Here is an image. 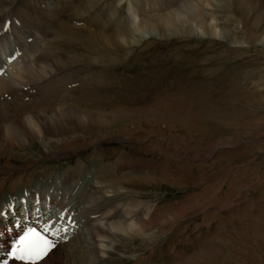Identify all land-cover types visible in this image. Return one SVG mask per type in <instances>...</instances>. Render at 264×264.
<instances>
[{"label": "rangeland", "instance_id": "374dc122", "mask_svg": "<svg viewBox=\"0 0 264 264\" xmlns=\"http://www.w3.org/2000/svg\"><path fill=\"white\" fill-rule=\"evenodd\" d=\"M31 1L35 6L33 12L37 24L33 29L36 34L33 42L35 47L36 43L41 45L51 36L49 32L51 27H55L53 24L66 21L65 16L56 18L52 13L55 7L63 13L62 9L66 5H55L57 0H54L50 7L43 5L46 10L41 16H37V10L42 7L40 0ZM129 1L108 0L117 5ZM141 1L142 10L150 14L147 16L161 15L171 9L163 8L166 0ZM188 1L194 5L188 14L182 16L183 20L188 17L182 25L188 26L187 22L191 18L199 19L196 16L198 8L201 11L211 9L215 15L220 16L217 21L220 32L233 31L235 34L229 39L221 37V34L217 36L198 31L183 34L179 31L178 18L174 28L169 27L170 32L162 27L163 30L160 29L156 34H147V37L130 47L127 54L124 53L125 47L114 48L117 61L81 62L85 68H76L92 69L84 70L89 75L95 74L92 73L96 72L93 68L98 69L99 66L112 63L114 70L118 66L120 71L117 75L123 83L113 90L95 92L97 96L91 95L90 100L81 95H71L74 102L77 100L78 105L75 103L74 107L89 108L87 110L100 113L130 109L136 111L131 115V121L116 125L108 133L92 134L91 139L89 135L82 133H78V141L72 139L70 142V137L65 141L60 139L61 142H58L62 143V147H50V141L54 142L56 138L46 135L44 139L34 138L32 143L8 150L6 155L0 156V173L7 172L4 177L0 174V183L5 184L4 180L12 177L8 174L10 170L19 174L20 169L24 168L30 177L34 174L30 175L32 172L27 171L32 169H41L45 174V169L51 168L45 166L48 162L53 163L55 174L58 173L57 169H64L75 163L76 174H79V169L82 174L85 171L87 174L78 175V178L88 176L89 179L76 182V177H73L69 180L73 187L85 181L102 183L105 177L91 180L95 176L91 174L99 163L98 159L91 158L92 151L98 152L103 148L102 154L107 156L114 146L122 144L127 149L126 156L116 158L108 170L97 176L126 174L155 180L150 186L132 189L133 196H136L135 200L140 201L143 207L151 209L157 204L159 212L156 215L159 219L166 220L163 231L147 249V257L138 264H148L150 253L159 247L162 248L161 253L166 254L162 260L166 262L171 259V264H201L200 261L216 257V260L208 264H264V0H239L242 11L254 19L259 27L257 40L240 44L237 42L244 34L239 18L230 9L222 8L229 0H210L208 5L203 3L204 0ZM183 2L184 0H179L178 4L182 5ZM226 14L233 16L226 19ZM137 16L135 14L131 18L136 21ZM132 24L134 23L129 25ZM52 37L58 39L55 41L57 46L68 48L71 53L75 43L66 34L54 33ZM37 38L39 41L35 43ZM88 39L91 41V38ZM231 39L236 43L231 42ZM80 45L83 51L87 49L86 53L78 51ZM89 46L92 45L88 41H83L76 51L64 53L58 58L68 59L74 54L80 58L89 56L87 59H91ZM94 46L98 49L94 50L97 55L108 52L106 46ZM34 55L41 64L48 63L53 68L50 78L68 72L54 70V57H48L44 49L34 50ZM107 71L109 70L102 73ZM82 82L87 83L83 79H77L69 85ZM40 91L41 86L36 84L29 93L38 95ZM17 92L13 94H21ZM83 101H88V104H82ZM3 104L11 110L0 106L1 113L12 117L14 107L8 103ZM87 136L97 147L89 145L79 150L77 147H82ZM66 148H72V151L66 153ZM8 161L12 162L5 165ZM10 181L13 183L16 180ZM33 181H36L35 177L32 178ZM2 214L5 213L0 215ZM15 216L12 213L10 220ZM54 233L53 230L52 235ZM86 240V243L90 242L89 237ZM65 241L61 240L63 243ZM86 243L83 245H87ZM85 248L87 246H83ZM144 248L139 247V241L134 245L129 244V251L120 252L115 257V263L131 264Z\"/></svg>", "mask_w": 264, "mask_h": 264}, {"label": "bare ground", "instance_id": "6f19581e", "mask_svg": "<svg viewBox=\"0 0 264 264\" xmlns=\"http://www.w3.org/2000/svg\"><path fill=\"white\" fill-rule=\"evenodd\" d=\"M53 1L40 0L42 7L37 10V16H41L46 10L43 5H49L50 7L51 4H54ZM178 1L166 0L163 3V8H171L167 13L147 16L150 14L142 10L143 1L141 0H130L125 4H121V1L119 5L115 2L113 4L112 2L109 3L108 0H57L55 5H58V3L66 5L62 9L64 12L60 13L57 10L58 8L55 7L52 13L56 18L65 16L66 21H57L56 24H53L55 27H51L49 32L51 36H48L36 48V44L35 47L33 44L34 37H36L33 29L37 27L34 19L35 13L33 12V9H35L34 3L31 0H0V101L2 102L0 106H2V109L11 110L8 106H4V102L14 107L12 117H6L0 110V156L6 155L8 150L32 143L34 138L44 139L46 135H49L56 138V141H50V147L52 145L59 147L62 145L58 142L60 139L65 141L70 137V142L72 139L78 141L80 139L78 133L89 135L91 139L93 138L92 134L108 133L110 129L114 130L116 125L131 121V115L135 114L136 111L130 109H119L115 113H100L99 111L87 110L89 108L74 107L77 100L74 102L71 95L74 97L81 95L90 100L91 95H96L95 92L113 90L123 83L121 77L117 75L120 71L118 66L114 70L112 63L102 65L98 69L93 68L101 74L93 71L92 73L96 75H89L84 70L92 69L81 70L76 68H85V66L82 67L81 62L109 63L113 60L117 61V58L114 57V48L125 47L124 53L127 54L130 47L147 37V34H156L162 27L170 32L169 27H172L178 18L180 21H178L180 23L179 31L183 34H192L198 31L199 33H212L217 36L221 34V37L226 39L235 34L233 31L220 32V28L217 26L220 16L215 15L211 9L210 11H201V8H198L196 16L198 15L199 19L191 18V21L187 22L189 23L188 26L182 25L181 23L188 20V17L183 20L182 16L188 14L193 9L192 5L194 4L184 0L180 5L181 3L178 4ZM239 2V0H229L222 8L230 9L232 14L239 18L244 35L237 43L253 42L259 38L257 34L259 30L258 23L242 11ZM203 3L208 5L211 1L204 0ZM182 7H185V10ZM207 11L208 14L205 16L204 14ZM135 14L138 15L136 21L131 18ZM242 14L245 15L242 16ZM145 16L147 17L138 21ZM225 16L226 19H229L233 15L226 14ZM132 22L134 24L130 26L129 24ZM85 27H88V29H85ZM206 30L208 32H205ZM54 33L66 34L68 39L75 43L72 48L70 47L71 53L77 50L80 43L88 41L89 45H92L88 49V52L92 54L91 59H87L89 56L85 58L83 55L84 58H80L74 54L70 55L68 59H59L58 57L64 53H71L67 50L68 48H61L56 45L55 41L58 39L52 37ZM88 38H91V41ZM231 42L236 43L232 39ZM94 45L106 46L108 52L105 51V55H97L94 51L97 48L95 49ZM26 48L29 50L25 51ZM80 48L79 52L86 53L87 49L84 52ZM36 49H44L47 51L48 57H54V70H67L68 72L62 74V76L50 78L53 68L48 63L45 65L40 63L34 55ZM57 54L58 56H56ZM105 70L109 71L102 73ZM77 79H83L87 83H78L77 86L69 85ZM36 84L41 86V91L38 95H32L29 92ZM17 91L22 95L13 94V92L18 93ZM81 103L87 105L88 101ZM83 142L82 147L79 148L77 145L75 147L79 150L89 145L97 147L93 140H88V136ZM66 149H68L66 153L72 151V148ZM125 149V146L118 144L107 153V156L105 153L102 154L104 152L103 148L98 152L93 151V160L98 159L99 163L96 166L97 168L93 170L92 175H95L94 178L96 179L105 177L102 183L85 181L78 183L75 187L71 186L69 180L81 175V171L76 174L77 164L67 165L66 168L57 170L58 177L51 168L45 169V174L43 171L35 169L27 171L32 172L30 175L34 174L32 177L25 172L24 168L20 169L19 174L15 170H10L8 174L12 177L5 179V184L0 183V214L5 213L2 216L0 215V264L4 262L5 251H3L2 246L9 241L7 239L8 235L21 225L38 224L42 218H44V222L48 220L50 226L47 229H53L55 232L54 235L50 236V241L55 247L44 260L38 261L36 264H116L115 257L120 252H128L129 244L134 245L137 241H139V247L144 246L145 250L139 253V256L137 255L138 257L136 256L137 258L135 257L131 264H138L143 258L145 259L147 249L163 231L166 220H161L156 215L158 211L157 204H154L155 206L151 209L148 206L143 207L140 205V201L135 200L136 196H133L132 189L150 186L155 180L126 174L108 177L97 176L108 170L109 165L115 163L116 158H124L126 156L125 151H127ZM12 161L6 162L5 165ZM50 164L48 163V165ZM5 173L7 172L0 173L1 177H4ZM33 177L37 178L36 183H32ZM148 177L152 178L151 176ZM10 179L16 181L10 183ZM52 182L55 185L49 193H46V185ZM127 190L128 192L132 191L130 195ZM20 196H24L20 201L22 204L21 211L13 220H10L13 212L5 206L13 201L18 207ZM40 199L47 202L46 210L43 211V208H40L32 211L34 205L40 203ZM33 200L35 201L34 204L32 203ZM41 212L47 214L43 216ZM66 217H70L78 223H66L63 221ZM24 219L27 221H24ZM82 224L86 225V229H82ZM86 237L90 238L89 243H86ZM62 239L66 241L63 243L61 242ZM85 243L87 245H83ZM170 243L172 244V242ZM83 246H87V249H83ZM161 250L160 247L153 249L154 252L150 253L148 264H169L171 259L166 262L162 260L166 254H162ZM144 255L146 256L144 257ZM216 258L208 261L204 260V262L199 261L201 264H208ZM7 262L8 264H25L11 258Z\"/></svg>", "mask_w": 264, "mask_h": 264}, {"label": "snow or ice", "instance_id": "6c2138e0", "mask_svg": "<svg viewBox=\"0 0 264 264\" xmlns=\"http://www.w3.org/2000/svg\"><path fill=\"white\" fill-rule=\"evenodd\" d=\"M45 231L47 230L45 229ZM54 247L55 245L37 232L36 229L29 228L13 244L8 256L15 260L24 261L25 264H36L37 261L44 260ZM3 264H8V262L4 261Z\"/></svg>", "mask_w": 264, "mask_h": 264}]
</instances>
